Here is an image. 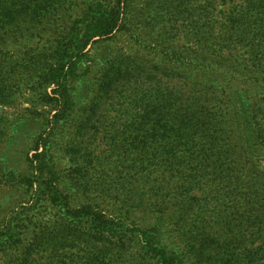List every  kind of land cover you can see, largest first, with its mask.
<instances>
[{"label": "trees", "instance_id": "obj_1", "mask_svg": "<svg viewBox=\"0 0 264 264\" xmlns=\"http://www.w3.org/2000/svg\"><path fill=\"white\" fill-rule=\"evenodd\" d=\"M128 1L0 0V140L1 107L23 91L55 110L22 178L31 203L3 218L0 244L48 212L60 243L36 250H52L50 264H187L185 253L264 264V0H164L148 23L158 39L108 61L97 97L76 112L69 93L86 47L138 28ZM80 4L84 19L55 47L10 49Z\"/></svg>", "mask_w": 264, "mask_h": 264}, {"label": "rangeland", "instance_id": "obj_2", "mask_svg": "<svg viewBox=\"0 0 264 264\" xmlns=\"http://www.w3.org/2000/svg\"><path fill=\"white\" fill-rule=\"evenodd\" d=\"M92 1L102 0H87V4ZM164 0H129L127 5H130L134 21L138 25L137 30L132 31L131 38L128 33H117L114 37L107 41H99L94 44H89L86 47L87 54L83 59L79 70L75 74L74 81L71 83L70 95L75 103L74 109L76 112H83L91 105L97 97V79L105 74L106 63L110 60H122L127 57L134 56V50L137 48L136 43L143 44L144 41H155L158 39L157 26L149 25V17L154 15L157 5H161ZM107 2V0H106ZM105 2H100L104 4ZM87 5H71L68 11H63L55 17L48 19V24L51 26L48 31L37 33L33 38L27 39L17 44L10 42L9 47L17 49L27 45L24 51L27 56L34 55V49L39 53H43L45 49L55 47L65 38L67 28L72 27V23L84 19L82 11ZM30 47V49H29ZM104 69V70H103ZM54 86L47 88V93L50 96ZM39 92L26 90L20 93L16 100L10 106L1 107L2 115L7 120L4 127V134L0 140V163L6 168L8 176H2L0 179V236L2 235L4 217L10 218L15 214L24 212V209L31 203L30 190L27 188V183L22 182V178L30 174V169L27 165V159L35 152V144L38 135L43 129V120L51 118L54 114V108L44 106L40 102ZM59 134L54 139L53 148L54 156L57 161L58 170H66L68 158L65 155V146L67 138ZM41 151V149L39 150ZM264 166V163H261ZM1 176V175H0ZM28 177V176H27ZM104 210L113 211L111 207L101 206ZM49 213L38 214L35 221L28 216L25 228L18 221L19 229L13 232L12 241L9 243L2 240L0 244V264H50L45 257L52 251L46 250L47 254L42 257V248L36 250L37 243L53 244L60 243V236L57 240H53L56 235L53 230L52 220ZM136 221H141L142 218H135ZM34 224H30L33 223ZM37 222V223H36ZM38 225L44 228L38 230ZM44 231V234H40ZM170 238L173 237L171 233ZM4 239V238H0ZM16 241L13 246L12 243ZM46 241V242H45ZM175 242V239H174ZM44 248V247H43ZM179 250L182 246H177ZM188 259L187 264H209L212 253L206 256H201L197 259L193 255L185 253ZM203 260V261H202ZM57 261V259H56ZM205 261V262H204ZM224 264V263H221Z\"/></svg>", "mask_w": 264, "mask_h": 264}]
</instances>
